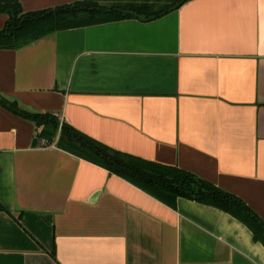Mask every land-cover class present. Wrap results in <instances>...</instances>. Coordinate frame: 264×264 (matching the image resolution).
<instances>
[{
	"label": "crops",
	"instance_id": "obj_1",
	"mask_svg": "<svg viewBox=\"0 0 264 264\" xmlns=\"http://www.w3.org/2000/svg\"><path fill=\"white\" fill-rule=\"evenodd\" d=\"M76 1L20 0L25 12ZM0 94L191 171L264 220V0H188L0 49ZM36 134L0 105V264H264L231 214L187 198L172 208Z\"/></svg>",
	"mask_w": 264,
	"mask_h": 264
},
{
	"label": "trees",
	"instance_id": "obj_2",
	"mask_svg": "<svg viewBox=\"0 0 264 264\" xmlns=\"http://www.w3.org/2000/svg\"><path fill=\"white\" fill-rule=\"evenodd\" d=\"M188 0H79L60 6L25 12L20 0H0L8 15L0 31V49H16L50 33L90 25L140 19L151 21L178 9ZM0 105L34 121L35 141L55 145L77 157L102 166L141 188L166 205L176 208L179 198L217 207L241 222L264 245V220L240 197L178 166L150 161L116 150L80 131L51 112L23 109L0 94ZM0 208H5L0 204Z\"/></svg>",
	"mask_w": 264,
	"mask_h": 264
},
{
	"label": "built area",
	"instance_id": "obj_3",
	"mask_svg": "<svg viewBox=\"0 0 264 264\" xmlns=\"http://www.w3.org/2000/svg\"><path fill=\"white\" fill-rule=\"evenodd\" d=\"M41 144H43V146H45V140H42L41 141Z\"/></svg>",
	"mask_w": 264,
	"mask_h": 264
}]
</instances>
